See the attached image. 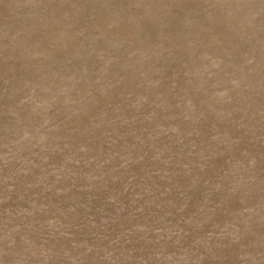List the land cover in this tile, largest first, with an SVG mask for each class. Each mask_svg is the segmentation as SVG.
I'll return each mask as SVG.
<instances>
[{"label": "rangeland", "instance_id": "1", "mask_svg": "<svg viewBox=\"0 0 264 264\" xmlns=\"http://www.w3.org/2000/svg\"><path fill=\"white\" fill-rule=\"evenodd\" d=\"M0 264H264V0H0Z\"/></svg>", "mask_w": 264, "mask_h": 264}]
</instances>
